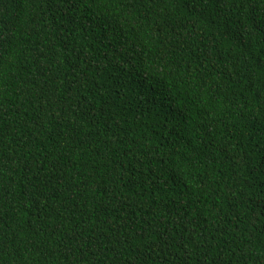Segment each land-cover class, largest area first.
<instances>
[{
    "label": "trees",
    "instance_id": "obj_1",
    "mask_svg": "<svg viewBox=\"0 0 264 264\" xmlns=\"http://www.w3.org/2000/svg\"><path fill=\"white\" fill-rule=\"evenodd\" d=\"M0 264H264V0H0Z\"/></svg>",
    "mask_w": 264,
    "mask_h": 264
}]
</instances>
